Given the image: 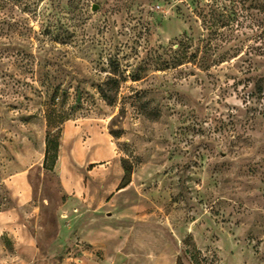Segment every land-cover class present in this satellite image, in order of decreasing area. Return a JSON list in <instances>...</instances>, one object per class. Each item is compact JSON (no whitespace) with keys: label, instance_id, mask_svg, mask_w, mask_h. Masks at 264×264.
<instances>
[{"label":"rangeland","instance_id":"obj_1","mask_svg":"<svg viewBox=\"0 0 264 264\" xmlns=\"http://www.w3.org/2000/svg\"><path fill=\"white\" fill-rule=\"evenodd\" d=\"M13 222L0 264H264V0H0Z\"/></svg>","mask_w":264,"mask_h":264},{"label":"trees","instance_id":"obj_2","mask_svg":"<svg viewBox=\"0 0 264 264\" xmlns=\"http://www.w3.org/2000/svg\"><path fill=\"white\" fill-rule=\"evenodd\" d=\"M113 63H110V65H112ZM115 68V67H113ZM112 74H116L115 69H113ZM117 79H115L114 77H112L110 75L109 77V82H111V84L115 86ZM108 83V82H107ZM104 94V93H103ZM105 100L108 103H113L114 99L107 97L106 95H104ZM46 119L48 121V123L53 126L56 127L57 130L52 134V130L49 131L48 135H47V141H46V149H45V159L44 162L45 164L48 162L49 156L51 155L52 157V161H51V167L54 166L56 159L58 157V151H59V138H60V133H61V124L65 121V115L64 113L57 111L56 109H54V107H49L47 112H46ZM52 136V137H51ZM126 159H123V168H124V175L120 181V184L118 186V188H123L125 187L129 182H130V175H131V169L129 168L128 165L125 164ZM176 264H181L180 259L177 261Z\"/></svg>","mask_w":264,"mask_h":264},{"label":"crops","instance_id":"obj_3","mask_svg":"<svg viewBox=\"0 0 264 264\" xmlns=\"http://www.w3.org/2000/svg\"><path fill=\"white\" fill-rule=\"evenodd\" d=\"M16 224L13 223H4L3 225H0V251L5 254H11L8 253L7 248H6V240L3 241V239L1 238V234L6 231L8 232V236H11L12 233L10 232H14V236L12 237V241L13 244H15V246L21 247L22 244H25V242H29L27 244H31V241L25 240V237L23 235H19L17 233V230L19 229V227L17 226V228H15ZM17 229V230H16ZM9 230V231H7ZM15 259L17 260L16 264H30L29 261H27V259L25 257H23L19 251H17L16 253ZM26 260V261H25Z\"/></svg>","mask_w":264,"mask_h":264},{"label":"water","instance_id":"obj_4","mask_svg":"<svg viewBox=\"0 0 264 264\" xmlns=\"http://www.w3.org/2000/svg\"><path fill=\"white\" fill-rule=\"evenodd\" d=\"M98 8V5H96V4H94L93 6H92V9L93 10H96Z\"/></svg>","mask_w":264,"mask_h":264}]
</instances>
